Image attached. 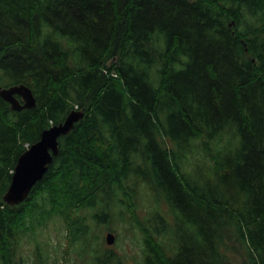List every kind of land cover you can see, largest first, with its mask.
Listing matches in <instances>:
<instances>
[{"label": "trees", "instance_id": "1", "mask_svg": "<svg viewBox=\"0 0 264 264\" xmlns=\"http://www.w3.org/2000/svg\"><path fill=\"white\" fill-rule=\"evenodd\" d=\"M20 84L34 108L0 98V264L55 218L93 264H126L91 224L144 202L138 264H264V0H0V86ZM72 111L6 204L25 145Z\"/></svg>", "mask_w": 264, "mask_h": 264}, {"label": "rangeland", "instance_id": "2", "mask_svg": "<svg viewBox=\"0 0 264 264\" xmlns=\"http://www.w3.org/2000/svg\"><path fill=\"white\" fill-rule=\"evenodd\" d=\"M149 199L153 204V197L149 196ZM118 210V207L114 209L115 214ZM162 211L165 212L164 206H162ZM148 212L149 209H146L144 202L135 211L136 216H129L124 221L119 216H114L110 223H108V218H102L99 226L91 224V234L96 243L97 241L101 243V249L119 254L124 258L126 264H138L141 260L144 244L139 223L143 225L145 221H148ZM108 232L115 236V242L111 246L105 242V236ZM92 246L94 245L92 244ZM81 248L85 251H82ZM93 248L86 250V247L73 243L66 233L64 223L55 218L49 220L47 225L38 228L34 238L25 235L12 260L16 264H93ZM80 251L84 254L82 255ZM234 262H240L238 255L234 256Z\"/></svg>", "mask_w": 264, "mask_h": 264}, {"label": "water", "instance_id": "3", "mask_svg": "<svg viewBox=\"0 0 264 264\" xmlns=\"http://www.w3.org/2000/svg\"><path fill=\"white\" fill-rule=\"evenodd\" d=\"M0 98L10 105L12 111L16 112L34 108L36 105L31 89L22 84L10 87L0 86ZM83 115L81 112L72 111L62 123L44 130L39 140L17 158L10 184L3 195V201L6 204L18 205L26 200L32 188L47 172L53 157L58 154L60 137L69 134ZM105 242L109 246L113 245L115 236L108 232Z\"/></svg>", "mask_w": 264, "mask_h": 264}, {"label": "bare ground", "instance_id": "4", "mask_svg": "<svg viewBox=\"0 0 264 264\" xmlns=\"http://www.w3.org/2000/svg\"><path fill=\"white\" fill-rule=\"evenodd\" d=\"M225 1V0H224ZM221 4V3H220ZM219 4V5H220ZM223 4H224V2H223ZM245 24H246V22H245ZM229 27V26H228ZM238 28H239V25H238ZM244 29H246V28H244ZM237 31V30H236ZM236 33V32H235ZM233 35V34H232ZM146 52V51H145ZM154 53V52H153ZM169 68V67H168ZM3 87V86H2ZM76 109V108H75ZM97 142V141H96ZM95 142V143H96ZM104 142V141H103ZM30 143V142H29ZM102 143V142H101ZM28 144V143H27ZM95 145H97V144H95ZM108 145V144H107ZM103 146H105L104 144H103ZM108 146H110V145H108ZM113 146V145H112ZM98 147H100V146H98ZM60 148V147H59ZM103 148V147H102ZM114 149H115V146H114ZM99 150V149H98ZM105 150V149H104ZM132 151V150H131ZM109 152H110V150H109ZM111 153V152H110ZM121 165V164H120Z\"/></svg>", "mask_w": 264, "mask_h": 264}]
</instances>
